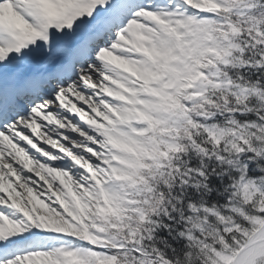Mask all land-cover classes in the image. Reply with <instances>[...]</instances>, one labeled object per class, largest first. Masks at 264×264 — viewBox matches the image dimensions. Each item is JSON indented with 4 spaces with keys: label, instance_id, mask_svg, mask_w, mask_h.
Listing matches in <instances>:
<instances>
[{
    "label": "snow or ice",
    "instance_id": "6c2138e0",
    "mask_svg": "<svg viewBox=\"0 0 264 264\" xmlns=\"http://www.w3.org/2000/svg\"><path fill=\"white\" fill-rule=\"evenodd\" d=\"M0 264H264V0H0Z\"/></svg>",
    "mask_w": 264,
    "mask_h": 264
}]
</instances>
